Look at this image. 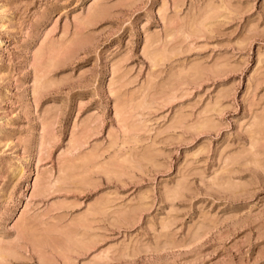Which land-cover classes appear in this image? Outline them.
I'll return each mask as SVG.
<instances>
[{"label": "rangeland", "instance_id": "374dc122", "mask_svg": "<svg viewBox=\"0 0 264 264\" xmlns=\"http://www.w3.org/2000/svg\"><path fill=\"white\" fill-rule=\"evenodd\" d=\"M0 264H264V0H0Z\"/></svg>", "mask_w": 264, "mask_h": 264}]
</instances>
